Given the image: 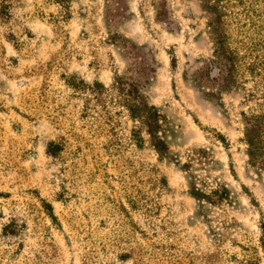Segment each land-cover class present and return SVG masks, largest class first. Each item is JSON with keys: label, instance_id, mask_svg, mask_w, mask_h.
<instances>
[{"label": "rangeland", "instance_id": "374dc122", "mask_svg": "<svg viewBox=\"0 0 264 264\" xmlns=\"http://www.w3.org/2000/svg\"><path fill=\"white\" fill-rule=\"evenodd\" d=\"M262 114L264 0H0V264H264Z\"/></svg>", "mask_w": 264, "mask_h": 264}, {"label": "trees", "instance_id": "16d2710c", "mask_svg": "<svg viewBox=\"0 0 264 264\" xmlns=\"http://www.w3.org/2000/svg\"><path fill=\"white\" fill-rule=\"evenodd\" d=\"M206 1L211 2V0ZM209 7L217 11V8L212 4H209ZM165 15L166 14L163 10H158L159 19H165ZM215 22L217 23V21ZM216 25L217 26H214L213 32L216 34L219 46L216 49L218 54L217 59L215 60L223 66L221 70L223 69L227 71V77L225 79L228 81H235L234 76L237 69L235 55L227 51L226 47L224 46L225 38L223 36V33L219 30L218 24ZM215 60L213 61L215 62ZM137 96L139 101L135 105L136 114L139 116H146V118L149 120V126L154 129L157 123L156 114L139 93H137ZM250 122V127L246 132V135L248 136V143L250 146V155L251 157L255 158V160L261 161V163L264 164V158H261L264 157V114L254 115L253 117H251ZM216 193H219V191H216ZM223 193L228 194V189L224 188Z\"/></svg>", "mask_w": 264, "mask_h": 264}]
</instances>
